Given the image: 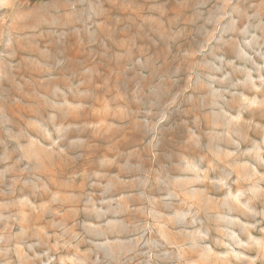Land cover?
Here are the masks:
<instances>
[{"label": "rangeland", "instance_id": "1", "mask_svg": "<svg viewBox=\"0 0 264 264\" xmlns=\"http://www.w3.org/2000/svg\"><path fill=\"white\" fill-rule=\"evenodd\" d=\"M0 264H264V0H0Z\"/></svg>", "mask_w": 264, "mask_h": 264}]
</instances>
